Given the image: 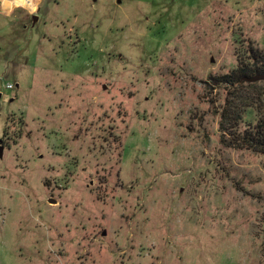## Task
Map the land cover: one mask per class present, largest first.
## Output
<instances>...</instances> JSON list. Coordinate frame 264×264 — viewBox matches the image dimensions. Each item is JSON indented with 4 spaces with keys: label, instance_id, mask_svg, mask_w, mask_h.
<instances>
[{
    "label": "rangeland",
    "instance_id": "obj_1",
    "mask_svg": "<svg viewBox=\"0 0 264 264\" xmlns=\"http://www.w3.org/2000/svg\"><path fill=\"white\" fill-rule=\"evenodd\" d=\"M254 53L264 0H0V264H264V152L214 81Z\"/></svg>",
    "mask_w": 264,
    "mask_h": 264
},
{
    "label": "trees",
    "instance_id": "obj_2",
    "mask_svg": "<svg viewBox=\"0 0 264 264\" xmlns=\"http://www.w3.org/2000/svg\"><path fill=\"white\" fill-rule=\"evenodd\" d=\"M263 56L260 54H253V64H245L241 62L238 70H235L233 74L235 77L223 75L218 78H214L215 83L222 85L226 84L231 88V98L226 101L224 109L221 111L220 116V130L224 134H230L233 138L230 145L238 146L242 148L255 149L260 152H264V125L259 123L252 129H247L244 132L239 131V125L242 121V108L238 99H240V92L243 90L245 97L249 88L243 87L245 76H253L256 73H264ZM250 86H256L257 82L249 83Z\"/></svg>",
    "mask_w": 264,
    "mask_h": 264
},
{
    "label": "water",
    "instance_id": "obj_3",
    "mask_svg": "<svg viewBox=\"0 0 264 264\" xmlns=\"http://www.w3.org/2000/svg\"><path fill=\"white\" fill-rule=\"evenodd\" d=\"M39 16L36 14L34 15V20H38ZM245 80L249 81V82H256V81H264V73H256L253 76H245L244 77ZM3 139L0 138V158L3 157L4 155V146H3ZM51 202H55V201H51Z\"/></svg>",
    "mask_w": 264,
    "mask_h": 264
},
{
    "label": "built area",
    "instance_id": "obj_4",
    "mask_svg": "<svg viewBox=\"0 0 264 264\" xmlns=\"http://www.w3.org/2000/svg\"><path fill=\"white\" fill-rule=\"evenodd\" d=\"M7 87H8V88H14V84H13V83H9V84L7 85Z\"/></svg>",
    "mask_w": 264,
    "mask_h": 264
}]
</instances>
